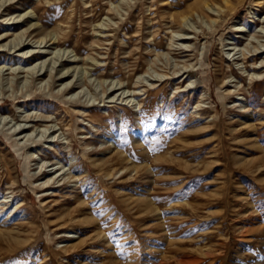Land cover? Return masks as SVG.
Masks as SVG:
<instances>
[{
    "label": "rangeland",
    "instance_id": "rangeland-1",
    "mask_svg": "<svg viewBox=\"0 0 264 264\" xmlns=\"http://www.w3.org/2000/svg\"><path fill=\"white\" fill-rule=\"evenodd\" d=\"M0 4V264H264V0Z\"/></svg>",
    "mask_w": 264,
    "mask_h": 264
},
{
    "label": "bare ground",
    "instance_id": "bare-ground-1",
    "mask_svg": "<svg viewBox=\"0 0 264 264\" xmlns=\"http://www.w3.org/2000/svg\"><path fill=\"white\" fill-rule=\"evenodd\" d=\"M1 5V4H0ZM4 5V4H3ZM2 6V5H1ZM207 7L209 8V10H211V11H215V9L212 7V5H209L208 3H207ZM11 21V19L7 22L8 24L9 23H11L10 22ZM216 21V20H215ZM263 23H264V19L263 20H261ZM28 22H30V21H28ZM18 22L17 21H13L11 24H17ZM6 24V23H5ZM20 25V24H19ZM31 26H33V25H35V24H30ZM12 27V26H11ZM30 27V26H29ZM16 28V27H15ZM29 29V28H28ZM30 29H31V27H30ZM7 33V32H6ZM5 33V34H6ZM4 37V36H3ZM41 41V40H40ZM44 41H42L41 43H43ZM19 43H21V41L19 42ZM23 43V42H22ZM15 45H16V43H15ZM19 46H20V44H18ZM4 46V45H3ZM17 46V45H16ZM45 46V45H44ZM23 47V46H22ZM46 47V46H45ZM261 50V46L259 47L258 46V48H256V50L255 51H260ZM19 52H21V51H19ZM43 53H46V51H42ZM48 52H50V51H48ZM250 52V50L248 51V49H247V51L246 50H243V55H244V57H246L247 56V53H249ZM16 53V52H15ZM22 53V52H21ZM17 54V53H16ZM41 54V53H40ZM13 55V54H12ZM19 57H21V59L24 57L22 54H17ZM37 55V54H36ZM14 56V55H13ZM45 56V55H44ZM64 56H65V54L63 53L62 55H61V61H63V59H64ZM15 57V56H14ZM30 57V56H29ZM37 57H39L38 55H37ZM70 57V56H69ZM18 58V57H17ZM34 58V57H33ZM36 58V57H35ZM37 59V58H36ZM39 59V58H38ZM59 60V59H58ZM65 60V59H64ZM71 61V60H70ZM70 61H68V62H70ZM5 62V61H4ZM12 62V61H11ZM18 62V61H17ZM21 62V61H20ZM19 62V63H20ZM25 62V61H24ZM9 63V62H8ZM15 62L13 61V63H11L12 65L14 64ZM262 63H264V61H262ZM6 64H7V62H6ZM10 64V65H11ZM26 64V63H25ZM24 64V65H25ZM56 64H57V61H54V62H52V68H51V72L54 70V69H57V67H56ZM61 64H63V62L61 63ZM39 64H37V65H35V66H33V67H30V68H22V67H19V68H16V69H13V70H15V71H18V74L19 73H22V72H28V74H31V75H34L35 73H39V71H43V69L45 68V63L44 64H42V66L41 67H39V69H38V71H37V66H38ZM64 65V64H63ZM25 66H27V65H25ZM60 66H62V65H60ZM41 68V69H40ZM19 69V70H18ZM60 69V68H59ZM61 71V73H60V77L62 78V79H66V78H68V77H70L71 75L69 74V71H70V69L69 68H66V67H62V70H60ZM53 73V72H52ZM58 75V74H57ZM51 76H52V74H51ZM61 80V79H60ZM68 84V83H67ZM72 87H73V85H72ZM70 90V89H69ZM30 114L27 116V118H29L30 119ZM37 117H39V116H37ZM44 117V116H43ZM45 118V117H44ZM35 120H37V119H35ZM39 120V119H38ZM47 120H49V119H47ZM27 128H29V126H24L23 128H22V130L20 131V132H18L17 134H19V133H21V132H24L25 130H27ZM50 129V127H49V125H48V127H46V131L47 130H49ZM15 131H16V129H15ZM44 132L43 134H46L47 132ZM45 136V135H44ZM21 139H23V138H21ZM51 148V147H50ZM49 148V149H50ZM36 154V153H35ZM35 154H32L31 156L32 157H34V155ZM30 156V155H29ZM34 159V158H33ZM44 159V158H43ZM43 160H41V162H42ZM39 163V162H38ZM43 163V162H42ZM58 163V162H57ZM54 164V163H53ZM41 166L42 167H49V166H45V164L43 163V164H41ZM64 168V167H63ZM61 169V168H60ZM52 171V170H51ZM58 169L56 170V171H54V172H52L51 174H55V176H56V174H58ZM60 172V171H59ZM53 177H50L49 178V181L52 179ZM3 199L2 200H0V210L1 209H4V208H6V206L10 203V200H7L8 198H10V196L9 195H5L4 197H2ZM1 199V198H0ZM3 217V216H2ZM7 233V232H6Z\"/></svg>",
    "mask_w": 264,
    "mask_h": 264
}]
</instances>
